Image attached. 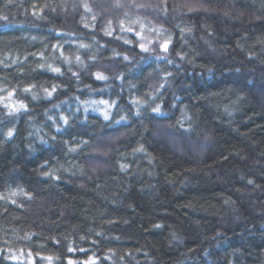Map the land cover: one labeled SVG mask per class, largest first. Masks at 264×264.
I'll return each mask as SVG.
<instances>
[{
  "label": "trees",
  "instance_id": "16d2710c",
  "mask_svg": "<svg viewBox=\"0 0 264 264\" xmlns=\"http://www.w3.org/2000/svg\"><path fill=\"white\" fill-rule=\"evenodd\" d=\"M9 92L0 264H264V0H0Z\"/></svg>",
  "mask_w": 264,
  "mask_h": 264
},
{
  "label": "snow or ice",
  "instance_id": "6c2138e0",
  "mask_svg": "<svg viewBox=\"0 0 264 264\" xmlns=\"http://www.w3.org/2000/svg\"><path fill=\"white\" fill-rule=\"evenodd\" d=\"M85 6V8H88V6L87 5H84ZM118 7H122V5H117ZM137 7H144V5H138ZM89 11H91V9H88ZM165 14H166V8H165ZM5 19H6V17H5ZM93 19H95V17H93ZM134 23H140V21H139V19H137L136 21H134ZM121 25H122V28H121V30L123 31V30H125L124 28H123V21H121ZM109 27H111V25L109 24ZM128 32H133L134 31V29L133 28H131V27H129V28H127L126 29ZM106 34L107 35H111V32L109 31V32H106ZM136 35L137 36H141V39H143V36H142V33L141 32H136ZM125 43H131V41H125ZM171 44V38L169 37L167 40H161V41H159V43H158V47L163 51V52H168V49H169V45ZM139 47L143 50V51H145V52H148L149 51V48H147V47H145V45L143 44V43H140L139 44ZM78 59V58H77ZM125 59H127V57H125ZM169 62H171V61H169ZM52 71H55V72H60V69L59 68H54V69H52ZM97 75V78L98 79H107V77H105V76H103L102 74H100V73H97L96 74ZM30 89L29 88H25V91L27 92V91H29ZM52 91H55V87H53V89H52ZM45 92L47 93V95H51V92H48L47 91V89H45ZM13 92H9L8 93V97L7 98H0V99H8V98H10V97H12L13 96ZM103 103H107L106 101L105 102H103ZM4 107L6 108V109H9V114L11 115V114H14V113H18V112H20L21 110H26L27 109V106L23 103V102H19L18 104H9V103H5L4 104ZM159 108H154L153 109V111H155V112H159ZM65 122H67L66 120H65ZM9 137H11L12 135H13V132L10 130L9 132H8V134H7ZM81 250H83V249H81ZM69 251H74V249H69ZM29 256H31V253H29ZM12 259H17V257H15V256H13V257H11ZM41 259L43 260V259H46L48 262H49V264H52V257H41ZM69 264H72V262L70 261L69 262ZM84 264H96V261H95V259L94 258H89V260H87V261H85L84 262Z\"/></svg>",
  "mask_w": 264,
  "mask_h": 264
}]
</instances>
